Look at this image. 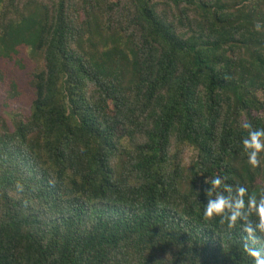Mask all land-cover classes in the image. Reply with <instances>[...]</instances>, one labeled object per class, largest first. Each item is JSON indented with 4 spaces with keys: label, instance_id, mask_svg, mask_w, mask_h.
I'll use <instances>...</instances> for the list:
<instances>
[{
    "label": "trees",
    "instance_id": "1",
    "mask_svg": "<svg viewBox=\"0 0 264 264\" xmlns=\"http://www.w3.org/2000/svg\"><path fill=\"white\" fill-rule=\"evenodd\" d=\"M23 53L30 100L0 69V264H253L203 209L213 175L264 191L241 147L264 0H0V61Z\"/></svg>",
    "mask_w": 264,
    "mask_h": 264
},
{
    "label": "clouds",
    "instance_id": "2",
    "mask_svg": "<svg viewBox=\"0 0 264 264\" xmlns=\"http://www.w3.org/2000/svg\"><path fill=\"white\" fill-rule=\"evenodd\" d=\"M260 31L262 25H256ZM241 127L247 135L241 139L242 153L247 156V163L253 169L264 167V127L254 128L251 122L242 123ZM227 178L213 175L205 179L209 187L205 190L207 204L203 215L206 219L220 218L228 229L241 226L246 237L244 250L252 258L253 264H264V191L259 195L249 193L243 185L233 186L226 182ZM256 217L257 220H252ZM243 220L245 223L241 224Z\"/></svg>",
    "mask_w": 264,
    "mask_h": 264
},
{
    "label": "rangeland",
    "instance_id": "3",
    "mask_svg": "<svg viewBox=\"0 0 264 264\" xmlns=\"http://www.w3.org/2000/svg\"><path fill=\"white\" fill-rule=\"evenodd\" d=\"M22 58L24 59V61H26V63L29 62L28 67H26L25 69L20 68L15 62L12 61L5 64L0 61V69H2L5 74L6 79L4 81V84L6 85L8 83L7 86H9V83H11L12 80L16 81L24 92V99L30 100L32 91L28 85V73L29 70L33 67V64L29 61V57L26 53H23ZM4 94V89H2L0 91V95L4 96Z\"/></svg>",
    "mask_w": 264,
    "mask_h": 264
}]
</instances>
